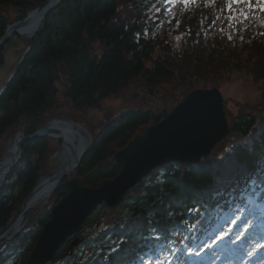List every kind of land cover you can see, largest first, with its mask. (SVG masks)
Here are the masks:
<instances>
[{
  "label": "trees",
  "instance_id": "16d2710c",
  "mask_svg": "<svg viewBox=\"0 0 264 264\" xmlns=\"http://www.w3.org/2000/svg\"><path fill=\"white\" fill-rule=\"evenodd\" d=\"M44 1L0 0V36L7 24L20 20ZM222 8L224 0H216L214 7L201 2L187 9L182 4L165 5L164 0H63L59 10L49 12L31 38H9L21 40L25 47L0 90V134L5 135L9 128L31 134L53 117L45 111L59 96L71 103L67 117L85 124L92 136L73 176L89 188L112 179L120 170L113 161L115 152L147 126L159 122L187 92L218 87L238 72L264 89V35H259L264 27L254 19L233 21V31L224 19L227 9L221 12ZM11 10L15 11L13 18L8 13ZM251 11L258 13L255 8ZM218 14L221 19L213 24ZM4 45L0 47V63ZM134 82L142 94L158 97L162 103L148 105L132 91L130 98L139 97L138 104L100 124L97 132L80 119L88 109L99 108L103 99L123 93ZM22 85L26 86L24 92L20 91ZM54 87H58L55 95ZM226 112L229 137L210 155L196 163L160 165L131 188L115 208L98 205L85 218L81 230L67 237L54 256L66 251L72 239L82 241L54 264H143L140 254L154 255L167 249L172 240L175 243L171 246L179 248L183 246L180 240L194 247L208 238L225 212V199L231 202V198L208 207L207 193L243 182L264 163V99L247 107L243 104L235 115L227 108ZM59 144L58 139L47 137L23 144V153L10 174L16 186L14 195L8 191V199L14 200L10 213L29 194ZM63 189L61 181L47 204L29 210L16 237L1 244L4 264L26 263L49 219L50 207L64 195ZM240 191L245 198L253 195L258 203H264L261 188L238 189L235 198L240 199ZM195 208H201L198 215ZM104 210L108 211L106 226L85 236L84 230L104 215ZM202 221L210 222L207 231L203 226L194 231L186 227ZM156 234L161 237L158 243ZM191 259L181 257L184 264H190Z\"/></svg>",
  "mask_w": 264,
  "mask_h": 264
},
{
  "label": "water",
  "instance_id": "95a60500",
  "mask_svg": "<svg viewBox=\"0 0 264 264\" xmlns=\"http://www.w3.org/2000/svg\"><path fill=\"white\" fill-rule=\"evenodd\" d=\"M62 1L45 0L27 11L20 20L7 24L0 36V47L13 35L31 38L47 14L54 9L59 10ZM25 90L26 86H20L21 92ZM53 90L56 91V88ZM228 134L229 126L219 89L195 88L187 92L159 122L147 126L125 147L115 152L113 161L120 167L115 177L89 188L81 185L78 178L73 176L92 141L85 125L72 122L66 115H59L28 136L17 132L13 135L15 148L12 156L3 164V176L20 155L17 143L37 137L60 141L57 160L65 162V166L47 169L38 176L26 199L0 230V239L8 238L7 234L11 238L21 230L29 210L37 207L39 202L46 203L57 184L67 178L64 196L51 207L49 219L42 227L25 264H53L62 260L72 253L82 239H72L66 251L54 256L56 250L67 237L81 230L85 218L94 208L101 204L107 209L115 208L125 194L154 168L169 162L196 163L208 156Z\"/></svg>",
  "mask_w": 264,
  "mask_h": 264
},
{
  "label": "rangeland",
  "instance_id": "374dc122",
  "mask_svg": "<svg viewBox=\"0 0 264 264\" xmlns=\"http://www.w3.org/2000/svg\"><path fill=\"white\" fill-rule=\"evenodd\" d=\"M8 13H9L10 18H13V16L15 15L14 10L9 11ZM175 41L178 42L179 39L175 38ZM24 47H25L24 43L21 40L16 39V38L9 39V42L4 45L2 62L0 63V90L4 86V83L6 82V80L10 77V75H12L14 67L16 63L18 62L22 54V51L24 50ZM138 87L139 85L137 82L130 83V86L124 89L123 93L120 92L118 95L103 99V101L99 104L100 105L99 108L88 109L86 112L83 113V116L80 119H82L83 122L87 123V125H89L90 127L95 128L94 131L97 132L98 130L97 128L100 126V124L112 118L113 116L118 114L120 111L130 108V107H134L136 104H138V99L140 98L146 99V101L148 102V105H152V106L160 105L162 103L161 99L158 97L147 96L145 94H142L141 89ZM55 88L56 90L58 89V87H55ZM207 88H210V87H207ZM216 88L219 89L222 95V98H223V104H224L225 116H226L227 122H228V117H227L226 108L230 110L231 115H235L236 112L239 111V109L241 108L243 104H246V107H247L248 105H253L256 102H259L264 99V89L259 84H253L250 80V77L246 75L244 72L233 73L227 81L220 83V85ZM132 91L133 92L136 91L139 94L140 98L139 97L136 99L130 98V94L132 93ZM55 100L57 104H56V109L54 110L55 113L53 115L68 116V114L70 113L69 109L71 107V104L70 105L68 104L69 101L68 100L64 101L59 96L56 97ZM77 123L83 124L82 122H79V121ZM12 130L14 129H11V128L7 129L5 131V135L7 134L10 135L13 132L17 131V130L15 131H12ZM228 137H229V134L224 139H227ZM59 147H60V144L58 145V148ZM58 148L55 150L54 153H51L49 155L50 162L48 166L46 167V169H44L42 172H44L47 169L52 170L57 166L56 161L59 157V153L57 152ZM48 201L44 204L39 202L37 204V207L47 204ZM27 214L25 216V223L27 219ZM107 218H108V211L104 210V215L97 218L91 227H88L84 230L83 234L85 236H90L93 233L100 232L106 226ZM222 219H226L230 223V220L232 218H228L227 214H225L222 217ZM218 230L220 229L213 230L211 233L218 234ZM240 231H242V224L232 225L231 231L229 233L228 241L224 240L218 243L216 245L217 247L214 249V252L210 248L202 252L201 256L199 257L193 256L191 264H249L248 263L249 261L252 262V258L255 256L257 252L256 251L252 257H247V251L251 250V247L255 245V242L253 243V240L250 239L252 236H248L251 244L246 247L247 248L245 252L246 257L240 260H233L234 253H235L234 247H236L235 244L239 242L242 238H244L247 233L254 234V232H252V229H251L249 232L242 235L241 238L236 243L234 244L231 243L230 241L234 240ZM254 236H256L257 241L259 243H264V234H261L260 231L255 233ZM212 238L214 239L215 237L213 236ZM203 243H210V241L207 239L203 240L202 242L197 244L194 248L196 250H199V248L203 247ZM236 252L240 253L241 251H236ZM205 257H208L209 260H205L204 259ZM253 264H264V259H262L261 261H256Z\"/></svg>",
  "mask_w": 264,
  "mask_h": 264
},
{
  "label": "snow or ice",
  "instance_id": "6c2138e0",
  "mask_svg": "<svg viewBox=\"0 0 264 264\" xmlns=\"http://www.w3.org/2000/svg\"><path fill=\"white\" fill-rule=\"evenodd\" d=\"M203 3L205 7H214L216 4V0H164L165 5H176L182 4L185 9L189 6H198ZM157 12L160 11V8L156 5H153ZM224 8L227 9V15L224 16L229 22V28L235 31V28L232 26L233 21H238L239 23H243L244 21H250L254 19L261 27H264V0H224ZM224 8L221 9V12L224 11ZM258 9V13L252 12V9ZM221 19L218 14L216 19L213 20V24ZM177 25H179L180 21H176ZM203 23V21H202ZM244 27H248L247 24ZM223 31V29H221ZM147 35V33H145ZM259 35H264V32H260ZM243 39V36L240 37ZM228 39L232 40L233 37L231 34L228 35ZM261 188L264 190V163L260 165V168L254 172L249 174L244 178L243 182H236L232 184L230 187L221 188L216 187L210 190L207 193V206L208 207H217L219 205L220 199L229 197L231 198V202L228 199H225V206L222 211H228L231 213L234 219L230 220L232 225L242 224V231L235 237L234 240H231V243H236L242 235L249 232L252 228H259L260 233L264 234V203H258L256 198L253 195H247L244 197V192L240 191L239 196L240 199L235 198L237 194V190L241 189H255ZM204 207L203 205L201 208ZM201 208H195L193 211L198 215L201 211ZM225 223H229L228 220ZM204 227L205 231L210 227V222L202 221L200 224H188L186 225L189 231H194L198 227ZM231 229L227 232L222 229L218 230L217 233H212L211 236H208V240L210 243H203V247L196 250L191 245L185 243L184 240H180V244L182 247H172L171 245L175 243L172 240L169 243V247L167 249H161L158 253L154 255H149L145 257L144 254H140V259L143 264H184L181 257L187 256L191 259L192 256L199 257L202 252L207 249L213 248L218 243L229 238V233ZM172 235V233H169ZM176 235H179L176 233ZM215 237L214 239L212 237ZM155 240L158 243L161 238L159 234L155 235ZM123 240L121 241V243ZM264 248V243H255L251 250L247 251V257H252L257 249ZM116 249H111V251H115Z\"/></svg>",
  "mask_w": 264,
  "mask_h": 264
},
{
  "label": "flooded vegetation",
  "instance_id": "af4514ba",
  "mask_svg": "<svg viewBox=\"0 0 264 264\" xmlns=\"http://www.w3.org/2000/svg\"><path fill=\"white\" fill-rule=\"evenodd\" d=\"M11 76V75H10ZM9 79V78H8ZM7 79V80H8ZM6 80V81H7ZM5 84V83H4ZM53 92V94L55 95V92L56 91H52ZM56 104H57V102L55 101L54 102V105L53 106H56ZM53 106H52V108L51 109H48V110H46L45 111V113L46 114H50V113H52V114H54L55 112H54V110L55 109H53ZM57 116H59V115H57ZM54 117H56L55 115H53V117L51 118V119H53ZM51 119H49V120H51ZM69 119V118H68ZM70 120V119H69ZM20 122V121H19ZM73 122V121H72ZM74 123H77V122H74ZM17 132H21V133H23L24 134V131L23 130H21V129H19V130H17V131H15V132H13L12 134H10V135H7V136H5L4 134H0V230H2V228L7 224V222L10 220V218L15 214V212L17 211V209L16 210H14V211H12L11 213L9 212V209H10V207L13 205V203H14V200H10V199H8V191H9V193H10V190L12 191L10 194H13L14 195V193L16 192V186H15V178L13 177V176H11L10 174H11V171H12V168H13V166L17 163V161L19 160V158H20V156L22 155V153H23V144H25L26 142H29L30 140H32V139H30V140H20L18 143H17V145L19 146V148H20V155H19V157H18V159L16 160V162L10 167V169L7 171V173L3 176V172H4V166H3V164L4 163H6V162H8L9 161V158H11V156H12V153H13V151H14V148H15V145H14V139H13V135L15 134V133H17ZM24 136H28V135H25L24 134ZM37 138H40V137H37ZM48 138V137H47ZM50 139H52V138H50ZM1 176H2V178H1ZM66 179L67 178H65V179H63V180H61V181H63V182H65L66 181ZM60 181V182H61ZM59 182V183H60ZM58 183V184H59ZM57 184V185H58ZM64 189H65V184H64ZM64 189H63V193H64ZM64 196V195H63ZM24 201V200H23ZM22 201V202H23ZM22 202H21V204H22ZM20 204V205H21ZM56 204V203H55ZM54 204V205H55ZM20 205H19V207H20ZM54 205H52V206H54ZM51 206V207H52ZM18 207V208H19ZM51 207H50V209H51ZM50 209H49V211H50ZM10 213V214H9ZM24 227V226H23ZM23 229V228H22ZM20 232V231H19ZM19 232H17L13 237H11V238H9V234H7V236H8V238H1L0 239V264H4L3 263V257H4V255H3V250H4V247L1 245V244H3V243H5V242H8V241H10V240H12L13 238H15L16 237V235L19 233ZM16 262L15 261H13V262H11L10 264H15Z\"/></svg>",
  "mask_w": 264,
  "mask_h": 264
},
{
  "label": "bare ground",
  "instance_id": "6f19581e",
  "mask_svg": "<svg viewBox=\"0 0 264 264\" xmlns=\"http://www.w3.org/2000/svg\"><path fill=\"white\" fill-rule=\"evenodd\" d=\"M56 165H57V166H61V165H62V166L64 167V166H65V162H63L62 160L59 159V160L56 161ZM57 166H56V167H57ZM52 193H53V192H52ZM52 193H51V194H52Z\"/></svg>",
  "mask_w": 264,
  "mask_h": 264
}]
</instances>
